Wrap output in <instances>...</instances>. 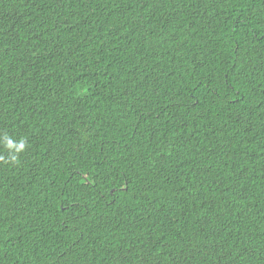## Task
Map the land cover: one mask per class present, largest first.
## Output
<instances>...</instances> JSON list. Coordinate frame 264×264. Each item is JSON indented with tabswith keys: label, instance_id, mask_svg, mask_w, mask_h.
Masks as SVG:
<instances>
[{
	"label": "trees",
	"instance_id": "trees-1",
	"mask_svg": "<svg viewBox=\"0 0 264 264\" xmlns=\"http://www.w3.org/2000/svg\"><path fill=\"white\" fill-rule=\"evenodd\" d=\"M4 135L0 264H264V0H0Z\"/></svg>",
	"mask_w": 264,
	"mask_h": 264
},
{
	"label": "clouds",
	"instance_id": "clouds-1",
	"mask_svg": "<svg viewBox=\"0 0 264 264\" xmlns=\"http://www.w3.org/2000/svg\"><path fill=\"white\" fill-rule=\"evenodd\" d=\"M0 144L7 150V157L0 155V163L17 164L20 154L27 148V143L24 139L17 141L14 137L9 135L0 137Z\"/></svg>",
	"mask_w": 264,
	"mask_h": 264
}]
</instances>
